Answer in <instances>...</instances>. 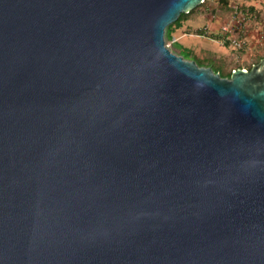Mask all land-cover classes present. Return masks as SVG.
I'll list each match as a JSON object with an SVG mask.
<instances>
[{"label":"water","instance_id":"water-1","mask_svg":"<svg viewBox=\"0 0 264 264\" xmlns=\"http://www.w3.org/2000/svg\"><path fill=\"white\" fill-rule=\"evenodd\" d=\"M204 0H0V264H264V58L164 44Z\"/></svg>","mask_w":264,"mask_h":264},{"label":"rangeland","instance_id":"rangeland-1","mask_svg":"<svg viewBox=\"0 0 264 264\" xmlns=\"http://www.w3.org/2000/svg\"><path fill=\"white\" fill-rule=\"evenodd\" d=\"M169 32L165 47L184 60L249 70L264 58V0H204Z\"/></svg>","mask_w":264,"mask_h":264},{"label":"trees","instance_id":"trees-1","mask_svg":"<svg viewBox=\"0 0 264 264\" xmlns=\"http://www.w3.org/2000/svg\"><path fill=\"white\" fill-rule=\"evenodd\" d=\"M201 5V4H200ZM192 11V10H191ZM191 11H189L188 13H181L179 16H178V18H177V20L174 22V25L176 26V27H179V25H180V22L183 20V19H185V17L189 14V13H191ZM173 24V23H172ZM171 25V24H170ZM170 25L166 28V34L167 35H169V30H170ZM195 62V61H194ZM196 63V62H195ZM196 65L197 66H199V67H204L203 66V64H198V63H196ZM209 68V67H208ZM214 73H218L219 75H220V77H222V78H229V76H230V74H231V71L230 72H228V73H223V72H221V69H219V68H217V67H211L210 68ZM250 69V68H249Z\"/></svg>","mask_w":264,"mask_h":264}]
</instances>
